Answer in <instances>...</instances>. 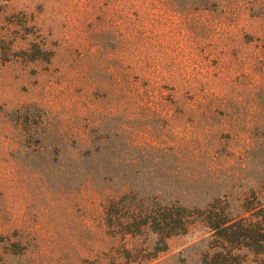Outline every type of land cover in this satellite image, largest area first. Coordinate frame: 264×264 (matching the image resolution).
<instances>
[{
    "label": "rangeland",
    "instance_id": "obj_1",
    "mask_svg": "<svg viewBox=\"0 0 264 264\" xmlns=\"http://www.w3.org/2000/svg\"><path fill=\"white\" fill-rule=\"evenodd\" d=\"M253 194L264 0H0L2 264H203L200 222L133 236L109 203Z\"/></svg>",
    "mask_w": 264,
    "mask_h": 264
},
{
    "label": "trees",
    "instance_id": "obj_2",
    "mask_svg": "<svg viewBox=\"0 0 264 264\" xmlns=\"http://www.w3.org/2000/svg\"><path fill=\"white\" fill-rule=\"evenodd\" d=\"M107 216L114 225L130 220L128 232L136 235L146 228L162 239L185 234L200 222L217 241L216 252L203 264H264V202L255 194L237 206L225 203L204 208H187L176 204L135 201L123 196L109 203ZM136 229V230H132ZM0 264H2L0 262Z\"/></svg>",
    "mask_w": 264,
    "mask_h": 264
}]
</instances>
